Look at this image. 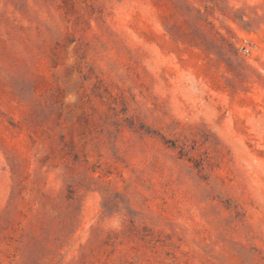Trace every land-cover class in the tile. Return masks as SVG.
Masks as SVG:
<instances>
[{
	"label": "rangeland",
	"instance_id": "obj_1",
	"mask_svg": "<svg viewBox=\"0 0 264 264\" xmlns=\"http://www.w3.org/2000/svg\"><path fill=\"white\" fill-rule=\"evenodd\" d=\"M0 264H264V0H0Z\"/></svg>",
	"mask_w": 264,
	"mask_h": 264
},
{
	"label": "built area",
	"instance_id": "obj_2",
	"mask_svg": "<svg viewBox=\"0 0 264 264\" xmlns=\"http://www.w3.org/2000/svg\"><path fill=\"white\" fill-rule=\"evenodd\" d=\"M243 52H244V53H247V50H246V49H244V50H243Z\"/></svg>",
	"mask_w": 264,
	"mask_h": 264
}]
</instances>
